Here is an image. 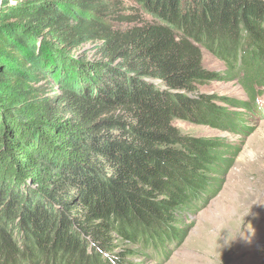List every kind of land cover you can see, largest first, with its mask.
Returning a JSON list of instances; mask_svg holds the SVG:
<instances>
[{
	"label": "trees",
	"instance_id": "trees-1",
	"mask_svg": "<svg viewBox=\"0 0 264 264\" xmlns=\"http://www.w3.org/2000/svg\"><path fill=\"white\" fill-rule=\"evenodd\" d=\"M224 80L264 87V0H2L0 264L164 259L237 150L174 122L249 129Z\"/></svg>",
	"mask_w": 264,
	"mask_h": 264
},
{
	"label": "rangeland",
	"instance_id": "rangeland-1",
	"mask_svg": "<svg viewBox=\"0 0 264 264\" xmlns=\"http://www.w3.org/2000/svg\"><path fill=\"white\" fill-rule=\"evenodd\" d=\"M98 46L86 44L82 52L89 59L100 58L96 54ZM203 66L220 76L227 71L225 63L207 51H203ZM259 84L264 86V81ZM245 86L240 80H224L198 90L201 95L250 103L248 110L227 105L230 113L244 118L249 127L245 132L231 133L211 125L174 122L185 136L221 140L237 150H233L235 156H230L232 163L214 195L204 199L199 209L188 217L184 240L170 247L166 259L158 260L147 251L149 257L133 260L134 264H264V87L256 90L252 102Z\"/></svg>",
	"mask_w": 264,
	"mask_h": 264
},
{
	"label": "water",
	"instance_id": "water-1",
	"mask_svg": "<svg viewBox=\"0 0 264 264\" xmlns=\"http://www.w3.org/2000/svg\"><path fill=\"white\" fill-rule=\"evenodd\" d=\"M0 6H1V2H0Z\"/></svg>",
	"mask_w": 264,
	"mask_h": 264
}]
</instances>
